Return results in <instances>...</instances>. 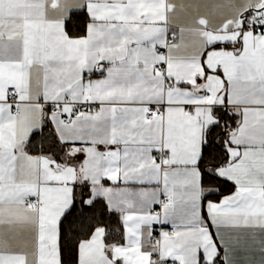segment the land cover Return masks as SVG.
<instances>
[{
  "label": "snow or ice",
  "instance_id": "6c2138e0",
  "mask_svg": "<svg viewBox=\"0 0 264 264\" xmlns=\"http://www.w3.org/2000/svg\"><path fill=\"white\" fill-rule=\"evenodd\" d=\"M0 264H264V0H0Z\"/></svg>",
  "mask_w": 264,
  "mask_h": 264
}]
</instances>
